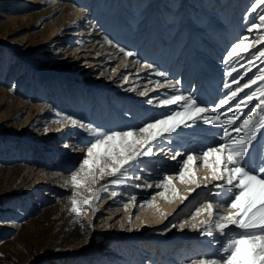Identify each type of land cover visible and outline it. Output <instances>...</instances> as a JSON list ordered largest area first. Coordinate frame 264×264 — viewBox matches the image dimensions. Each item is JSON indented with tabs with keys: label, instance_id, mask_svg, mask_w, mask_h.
Masks as SVG:
<instances>
[{
	"label": "rangeland",
	"instance_id": "374dc122",
	"mask_svg": "<svg viewBox=\"0 0 264 264\" xmlns=\"http://www.w3.org/2000/svg\"><path fill=\"white\" fill-rule=\"evenodd\" d=\"M252 4L0 0V264H192L211 259L219 237L202 232L206 222L214 225L216 215H207V204L218 202L223 189L216 185L224 182L211 179L202 152L222 143V125L199 122L194 129H177L168 140L154 142L152 154L123 174L112 176L107 171L112 162L104 160V174L97 168L93 178L80 168L85 144L93 137L64 117L105 131L135 130L181 110L176 104L159 106L161 99L191 95L211 107L227 98L264 69L258 51H264V29L248 31L264 6L253 10ZM241 38L256 42L225 63ZM121 48L134 55L125 57ZM45 77L49 91L41 86ZM177 80L174 90L167 87ZM261 85L264 80H257L211 115L226 119L233 114L229 107L256 91L257 98L236 110V127L243 113L264 99ZM257 135L253 157L264 145V130ZM188 154L194 164L184 170L189 178L184 182L178 173ZM208 165L214 166L213 158ZM74 172L79 188L72 185ZM166 175L171 183L158 187ZM73 200L94 203L77 216L71 211ZM181 207L178 220L169 217L171 208ZM180 248L179 262L169 263ZM144 251L148 258H141Z\"/></svg>",
	"mask_w": 264,
	"mask_h": 264
},
{
	"label": "snow or ice",
	"instance_id": "6c2138e0",
	"mask_svg": "<svg viewBox=\"0 0 264 264\" xmlns=\"http://www.w3.org/2000/svg\"><path fill=\"white\" fill-rule=\"evenodd\" d=\"M257 6H264V0H253L251 8L255 10ZM257 19L258 22H251L248 28L249 32L253 29H264V12ZM246 39L241 38L238 43L232 46L224 57L225 63L230 62L229 57L238 59L240 50H246L250 44L256 42L246 43ZM257 40H261L259 33L257 34ZM261 42H264V40H261ZM120 51L125 57L134 55L132 51L123 48ZM258 51L261 56H264V51ZM146 67L152 68L153 66L146 65ZM233 70L235 71V68ZM260 72V76L251 80L250 83H245L240 88L230 90L227 98H221L217 104L211 107L201 105L198 99L191 95L187 97L173 95L161 99L158 102L159 106L176 104L181 110L169 111L163 115V118L146 122L142 127L135 130L105 131L71 117H64V121L73 126L79 124L81 129H84L93 137L85 144L86 158L80 162L81 170L86 168L87 171L84 175L94 178L97 168L100 169L101 174H104L107 168V165H103L102 161L111 160L113 166L107 168V171L112 176H118V174L126 172L139 158L151 155L154 142L168 140L177 129H194L199 122L213 126L222 125V132L219 133L222 143L209 145L207 150L202 152V158L204 166L209 167L212 172L211 179L224 182L223 184L218 183L216 187L224 189L225 185L230 186L223 193L228 197V200L222 204L229 211V214L218 215L214 225L212 222H206V232H202V234L212 236L215 230L225 237L226 242L219 249L222 255L213 259L193 261L192 264H264V145L257 149L259 154L257 157L252 155V150L256 147L258 140L257 131L264 130V99H261L248 113H243L245 118L236 127H233V125L240 119L236 115V110H242L248 106L245 100L250 102L257 98L256 91L249 92L245 98L235 104L234 108L229 107L228 111L233 114L226 119H219V114L211 115L217 113L218 108L229 105L230 100L235 98L239 91L250 88L251 84H256L257 80H264V69ZM156 75L165 76L166 74L156 72ZM232 82L237 83L235 78ZM179 84L180 81L178 80L175 81V84L169 81L167 87L174 90L176 85ZM224 88L230 89V84L225 82ZM258 91L261 96H264V85H261ZM149 103H152V101H149ZM137 131L145 134L144 137H136L134 133ZM180 155L183 154L176 153V156ZM209 158L214 159V166L208 165ZM173 159H175V156ZM180 163L181 169L178 175L182 181L187 182L189 178L185 177L184 170L189 167L190 163L194 164L193 155L188 154L187 159L180 161ZM71 179L73 187L79 188L82 186L81 182L78 181L77 173H72ZM165 183H171L167 175L157 186L159 187ZM73 195L75 196L76 193L74 192ZM159 195L163 196L164 193H159ZM136 199L135 196L131 197L132 201H136ZM93 203V200H85L83 204L73 200L71 211L79 216L81 211L91 209ZM212 209L213 203L209 202L207 204V215L209 217L214 215ZM232 226L238 231H233ZM181 227L183 226L181 225Z\"/></svg>",
	"mask_w": 264,
	"mask_h": 264
},
{
	"label": "bare ground",
	"instance_id": "6f19581e",
	"mask_svg": "<svg viewBox=\"0 0 264 264\" xmlns=\"http://www.w3.org/2000/svg\"><path fill=\"white\" fill-rule=\"evenodd\" d=\"M77 36V35H76ZM79 36V34H78ZM36 86H39V85H36ZM41 86H43L42 88H44L43 90H50V86H49V79L48 77H45L43 79V83L41 84ZM223 127V126H222ZM186 139V138H184ZM197 140H194V143H196ZM180 143V142H179ZM182 145V144H181ZM173 146L174 145H169V151H173ZM180 146V145H179ZM198 146H201V145H198ZM176 147V146H175ZM204 172H206L204 170ZM159 179V178H157ZM230 186L228 185H225V188L223 189V192H221V194L219 195L218 197V202L216 204L213 205V210H214V214L216 215V218L214 219V223L216 222V220L218 219V215H227L226 212L224 213L225 211V207L222 206V204L224 202H227L228 200V197L226 195H224L223 193L229 188ZM215 189V188H214ZM216 190V189H215ZM214 190V191H215ZM212 195L211 192H209L208 196ZM221 209V210H217V209ZM174 209L171 208L169 210V217L170 218H175L174 220H178V217L179 215H182L180 212L182 211V207L179 208L176 212L173 211ZM223 222V221H221ZM184 227V225H182ZM183 227H181L180 229V233H182V230H183ZM233 231H238L237 229L233 228ZM216 234L219 238L215 241H213L214 245L211 247V251H212V256H211V259L213 258H216L217 256H220L222 255V252L219 251V249H221V246L226 242L225 240V237L222 236L219 232H216L215 230L213 231V235ZM182 242V241H181ZM184 248H180L179 252L174 256H170L169 257V263H176V262H179V256L180 254L183 252ZM188 251H186L185 253H187ZM141 258H148V251H144L143 253H141ZM186 256H189V254H187ZM185 256V257H186ZM140 258V259H141Z\"/></svg>",
	"mask_w": 264,
	"mask_h": 264
}]
</instances>
